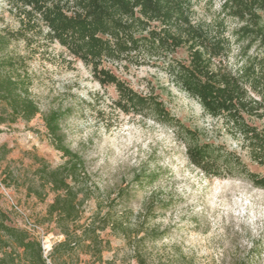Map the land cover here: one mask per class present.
I'll list each match as a JSON object with an SVG mask.
<instances>
[{
	"label": "rangeland",
	"instance_id": "obj_1",
	"mask_svg": "<svg viewBox=\"0 0 264 264\" xmlns=\"http://www.w3.org/2000/svg\"><path fill=\"white\" fill-rule=\"evenodd\" d=\"M195 21L219 17V0H193ZM264 23V13L262 14ZM228 32L239 24L226 19ZM16 18L0 0V63L10 61L8 74L23 81L27 96L39 110L30 122L0 123V181L12 199L55 246L64 240L46 218L54 194L44 189L43 200L29 194L38 188L35 158L51 167L65 158L56 151L44 126L50 112L60 115L63 144L83 162L80 183L88 199L79 224L94 219L105 244L102 264H264V190L255 188L238 171L208 178L189 163L184 136L173 127L143 115H126L113 101L112 86H101L90 68L75 61L57 44L41 38L31 47L10 36ZM234 43L227 66H241ZM253 48L249 54H255ZM178 60L186 53L178 50ZM141 95H157L169 114L196 135L200 143L231 152L255 173L254 163L240 139L230 135L222 119L206 115L199 103L170 82L156 66L106 63ZM0 102V116L3 114ZM260 127L261 121L247 119ZM0 208L10 223L23 229L19 218L0 197ZM117 226V227H116ZM24 230V229H23ZM156 234H163L156 238ZM52 264V259L46 260ZM55 264H99L76 250L56 257Z\"/></svg>",
	"mask_w": 264,
	"mask_h": 264
},
{
	"label": "trees",
	"instance_id": "obj_2",
	"mask_svg": "<svg viewBox=\"0 0 264 264\" xmlns=\"http://www.w3.org/2000/svg\"><path fill=\"white\" fill-rule=\"evenodd\" d=\"M18 28L10 37L31 47L41 38L57 44L69 57L90 68L101 86H112L114 107L126 115H143L183 134L190 164L208 178L238 171L255 188L264 190V175L250 171L235 154L200 143L193 131L173 118L157 95H141L119 79L106 63L156 66L178 89L195 99L203 112L222 119L230 135L239 138L251 160L264 167V0H219V17L196 22L193 0H3ZM226 19L239 26L228 32ZM236 43L241 66L231 70L227 59ZM255 54H249L252 49ZM178 50L186 53L178 60ZM10 61L0 63V123L30 122L39 110L27 96L23 81L8 74ZM247 119L261 121L260 127ZM60 115L50 112L43 122L54 149L65 162L51 167L35 158L38 188L29 194L43 200L44 189L54 194L46 218L64 237L50 255L52 264L61 254L76 250L102 264L106 247L99 236L105 226L95 220L79 224L81 207L88 199L80 183L85 177L81 158L63 144ZM117 227V226H116ZM115 229V227L113 228ZM163 234H156L155 239ZM0 264H47L40 243L13 226L0 208Z\"/></svg>",
	"mask_w": 264,
	"mask_h": 264
},
{
	"label": "built area",
	"instance_id": "obj_3",
	"mask_svg": "<svg viewBox=\"0 0 264 264\" xmlns=\"http://www.w3.org/2000/svg\"><path fill=\"white\" fill-rule=\"evenodd\" d=\"M0 197L8 204L10 210L17 215L22 228L40 243L43 258L48 260L54 245L46 237L42 227L31 220L30 217L21 209V207L12 199L1 181Z\"/></svg>",
	"mask_w": 264,
	"mask_h": 264
}]
</instances>
